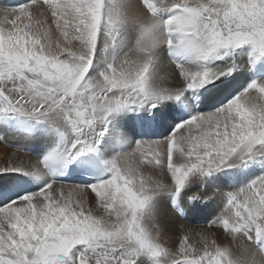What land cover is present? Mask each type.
<instances>
[{
	"label": "snow or ice",
	"instance_id": "obj_1",
	"mask_svg": "<svg viewBox=\"0 0 264 264\" xmlns=\"http://www.w3.org/2000/svg\"><path fill=\"white\" fill-rule=\"evenodd\" d=\"M0 129V264H264V0L0 8Z\"/></svg>",
	"mask_w": 264,
	"mask_h": 264
},
{
	"label": "rangeland",
	"instance_id": "obj_2",
	"mask_svg": "<svg viewBox=\"0 0 264 264\" xmlns=\"http://www.w3.org/2000/svg\"><path fill=\"white\" fill-rule=\"evenodd\" d=\"M0 131L3 132V139L0 140V167L7 166L10 163L13 164L16 158L17 160L15 162L18 163L17 161L21 155L23 158H27L25 164H27V162L32 163L37 160L38 156L37 152L34 150L35 144L32 140L24 138L17 133L8 132L7 130L0 129ZM13 152L14 154H12ZM15 156L16 158L13 159ZM15 162L14 164H16ZM219 235V240L222 241V243L229 242L222 234Z\"/></svg>",
	"mask_w": 264,
	"mask_h": 264
},
{
	"label": "bare ground",
	"instance_id": "obj_3",
	"mask_svg": "<svg viewBox=\"0 0 264 264\" xmlns=\"http://www.w3.org/2000/svg\"><path fill=\"white\" fill-rule=\"evenodd\" d=\"M9 1L10 0H0V8L9 7L10 5H6V3ZM3 149H4V147H3ZM12 154H14V152ZM15 158H16V156L13 159H15ZM16 160H17V158L15 159V161ZM26 160H27V158L26 157L23 158L21 155V157L19 158V160L17 162L19 164L20 163L25 164ZM14 162H13V164H14ZM18 163H16V164H18ZM27 164H29V163L27 162ZM187 217H188L187 219H174L172 221L171 225L168 226L167 231H166V235L171 238L170 239L171 244H175L177 242V237L180 235V227H179L180 225H184L186 227L198 228V227L203 226V224H204L203 213L199 209H192L191 211H189L187 213ZM219 236H218V241L222 243V241L219 240ZM224 241H226V240H224ZM258 258H260V257H258ZM261 259H264V258H261Z\"/></svg>",
	"mask_w": 264,
	"mask_h": 264
}]
</instances>
